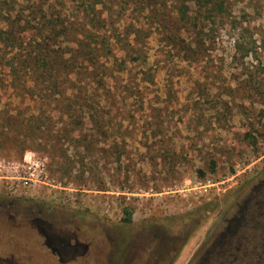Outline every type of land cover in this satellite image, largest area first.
<instances>
[{"label": "rangeland", "instance_id": "rangeland-1", "mask_svg": "<svg viewBox=\"0 0 264 264\" xmlns=\"http://www.w3.org/2000/svg\"><path fill=\"white\" fill-rule=\"evenodd\" d=\"M211 1L188 0L181 20L178 0H0V34L32 19L19 44L0 43V198L37 203L89 236L151 240L150 256L184 264L264 177V0ZM40 9L57 27L77 23V38L109 42L104 89L87 83L80 95L102 110L100 130L86 121L74 132L56 113L22 142L26 125H4L6 112L52 109L9 65L49 36ZM81 131L91 135L82 146Z\"/></svg>", "mask_w": 264, "mask_h": 264}, {"label": "flooded vegetation", "instance_id": "flooded-vegetation-1", "mask_svg": "<svg viewBox=\"0 0 264 264\" xmlns=\"http://www.w3.org/2000/svg\"><path fill=\"white\" fill-rule=\"evenodd\" d=\"M0 198V264H172L151 240H105L56 223L37 203ZM107 237V235L105 236ZM145 237V236H144ZM184 264H264V177Z\"/></svg>", "mask_w": 264, "mask_h": 264}, {"label": "trees", "instance_id": "trees-1", "mask_svg": "<svg viewBox=\"0 0 264 264\" xmlns=\"http://www.w3.org/2000/svg\"><path fill=\"white\" fill-rule=\"evenodd\" d=\"M178 1L176 11L181 20H186L190 12L188 0ZM198 1L202 2V0ZM210 2L212 1L210 0ZM201 5L202 3L199 4V6ZM217 6L221 10L222 3L217 4ZM202 11L200 10V13ZM39 12V17L34 19L38 21L37 23H45L44 26L49 27V36L45 39L41 36V33L36 35V39H33L29 46H26L25 54L18 57L16 62H9V65L14 73L16 72L15 66L24 67V71L19 69L14 74L18 81H22L24 93L30 98L41 99L43 103L52 105V109L46 114L39 106L30 112L27 118L13 114V112H6L1 116L3 121H5L4 125L14 128L26 125L27 128L25 136L21 140L22 142H25V140H37L39 137L38 133L49 126V118L54 119L57 114L68 118L67 122L73 131L76 128H83V124L86 121L92 123L89 128L100 130L103 126L100 117L102 110L80 95L85 91L87 83H98L101 85L100 88L104 89L105 65L101 60L104 54H100V51L102 49L111 51L107 46L109 45L108 40L103 39L97 42L88 38V35H85V37L80 35L77 38L75 32L81 30L77 23L66 22L57 27V23L54 20H42V18H45V13L41 9ZM31 23L32 19H24V23L20 24V26H16L13 21L7 23L8 29L1 31L0 43L4 46L15 47L21 40L20 34L19 36L16 34L17 27L19 31L24 29L25 35L30 31L28 26ZM39 31L41 32L40 29ZM63 43L66 46H63ZM246 53L248 54L249 52ZM22 77L23 79H21ZM25 119L26 122L24 123ZM88 137H91V135L85 132L82 134L81 131L77 132L72 139L76 145L80 144L82 146L90 141ZM82 159L83 157L81 156L80 161ZM210 164V172H214L215 161L210 160ZM199 172L200 176L203 177L204 173L200 170ZM100 190L107 189L100 188ZM127 192L130 191L128 190ZM124 213L126 214L124 220L131 221L132 210L126 207L124 208Z\"/></svg>", "mask_w": 264, "mask_h": 264}]
</instances>
